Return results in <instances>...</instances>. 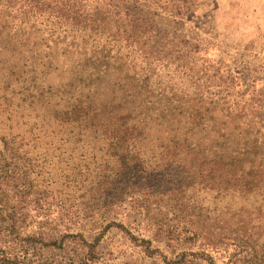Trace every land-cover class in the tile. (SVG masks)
<instances>
[{"label":"trees","instance_id":"trees-1","mask_svg":"<svg viewBox=\"0 0 264 264\" xmlns=\"http://www.w3.org/2000/svg\"><path fill=\"white\" fill-rule=\"evenodd\" d=\"M205 1L0 0V118L25 127L0 135V264L51 245L50 185L38 180H56L63 209L126 205L169 239L167 217H182L210 251L248 243L264 264V93L208 56L211 40L189 38ZM168 19L190 24L182 40Z\"/></svg>","mask_w":264,"mask_h":264},{"label":"rangeland","instance_id":"rangeland-1","mask_svg":"<svg viewBox=\"0 0 264 264\" xmlns=\"http://www.w3.org/2000/svg\"><path fill=\"white\" fill-rule=\"evenodd\" d=\"M193 20V32L200 37L194 34L189 38H198L201 45L206 44V39L211 40L208 56L225 60L235 72H242L247 85L255 82L257 90L264 93V0H206ZM189 26L187 23L179 28L169 19L163 22V28L171 39L180 37L182 40L187 31L181 28ZM193 45L196 44H189ZM23 128L16 120L0 118V135L10 131L17 133ZM38 181L40 184L49 181L50 185L49 195L42 196L52 204L51 220L43 225L46 228L44 232L51 233V245L35 243L31 255L22 264H206L202 251L211 254L217 264H252L249 262L248 243L236 241L229 243L228 251L212 252L189 236L185 218L171 214L167 217V220L172 219L167 222L172 234V239H169L164 231L149 228L143 218L132 208L126 209V205L119 210L103 211L94 217L84 206L77 210V206L68 205L63 209L60 202L53 198V194L58 193H55L58 186L56 180ZM80 194L77 193L76 197ZM74 195L73 192H66L62 198H73ZM207 197L212 195L195 193L193 196L197 200ZM158 215L154 212L151 218ZM209 215L215 218L217 214L211 212ZM4 216L5 213H2ZM253 218L257 224L256 216ZM230 219V215H222L221 232L225 236H232L235 232L236 226ZM115 223L122 224L124 229L113 225ZM53 238H57L58 245H53ZM141 239L151 241L149 249ZM95 242L97 245L92 250L88 244ZM18 259L22 261L23 257Z\"/></svg>","mask_w":264,"mask_h":264}]
</instances>
